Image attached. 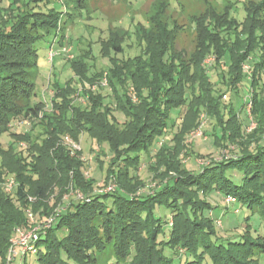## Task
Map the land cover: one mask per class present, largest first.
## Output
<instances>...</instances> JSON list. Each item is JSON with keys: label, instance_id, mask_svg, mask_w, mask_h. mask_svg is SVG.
I'll return each instance as SVG.
<instances>
[{"label": "trees", "instance_id": "16d2710c", "mask_svg": "<svg viewBox=\"0 0 264 264\" xmlns=\"http://www.w3.org/2000/svg\"><path fill=\"white\" fill-rule=\"evenodd\" d=\"M39 1L42 0H11L12 4H18L17 9L3 13L0 8V135L17 117L34 120L31 130L12 133L18 146L26 142V148L11 146L0 150V264L6 263L14 228L27 223L26 209L38 211L43 206L40 218L50 213L44 202L54 182L60 188L72 182L76 188L90 189L87 192L90 200L78 204L72 201L51 227L41 232L34 254L39 264H98L96 253L108 244H113L119 260H125L134 251L131 264H174L173 257L185 259V264L256 261V252L264 253V240L251 234V217L245 218L246 231L236 235L240 241L231 242L223 231L230 232L234 226L225 227L220 215L216 221L222 223L218 224L222 231L219 233L214 218L206 215V211L222 214L229 210V205L223 207L208 199L215 194L234 198L228 204L234 202L249 208L252 215H264V33L260 38L251 34L242 39L238 35L236 42H228L217 32L226 31L229 35L234 31L233 23L223 14H216L218 30H214L202 13L193 21L196 46L187 55L178 50L176 26L163 19L160 8L149 17L151 27L143 28L144 48L140 55L111 58L110 68L94 73L89 72L85 53L75 56L68 62H72L83 89L75 88L71 82L63 85L55 82L58 100L53 98L51 108L46 109L45 101L35 99L33 77L40 57L37 45L48 34L56 35L62 14L68 9L34 11L33 5ZM77 1L81 4L82 0ZM116 38L120 39L119 34ZM116 41L115 49L120 51L119 40ZM257 46L262 53L255 54ZM103 48L109 54L107 44ZM211 54L216 56L214 65L228 67L227 72L223 70L220 74L224 84L238 92L241 82L247 79L257 87L252 97V115L257 126L252 132H247L233 110L225 119L226 107L213 96L214 84L204 65ZM225 54L229 55L227 64L222 62L227 60ZM248 60L252 62L251 74L243 68ZM104 75L109 94L102 93V86L97 91L87 88L86 83H97ZM76 95L85 97L86 103L77 102ZM112 103L125 111V123L110 121ZM202 111L216 118L211 128L213 134L223 126V137L216 136V144L228 147L237 143V150L220 160L204 163L198 174L188 170L176 154L183 148L179 140L185 139L187 130L193 128L189 125L198 120ZM41 112L43 115L39 117ZM177 114L179 119L175 117ZM172 127L176 132L172 133ZM84 133L99 141H109L117 154L113 163L118 161L121 166L116 170L112 165L111 172L127 193L119 190L107 193L106 197L113 194L112 206L91 194V178L83 173L84 162L72 156L61 143L64 135L80 140ZM123 145L128 148L120 151ZM144 149L152 158L149 170L153 177L157 176L155 170L159 166L163 168L162 175L170 169L179 173L153 192L131 194L145 185L137 171L131 170L139 168ZM236 169L243 173L240 183L227 174ZM10 175L17 180L13 193H7L4 187ZM29 196L37 197V201L30 203ZM157 207H168L171 211V221L165 224L171 228V236L166 242H158L165 226L163 218L154 213ZM235 211L239 212V208ZM23 264H28L26 257Z\"/></svg>", "mask_w": 264, "mask_h": 264}, {"label": "rangeland", "instance_id": "374dc122", "mask_svg": "<svg viewBox=\"0 0 264 264\" xmlns=\"http://www.w3.org/2000/svg\"><path fill=\"white\" fill-rule=\"evenodd\" d=\"M72 5L76 7L73 8ZM17 7L18 4H12L11 0H0V8L3 13L6 10H15ZM33 8L34 11L44 13H48L52 9L59 11L68 9L67 12L62 14V18L58 24L60 28L56 35H54V33L48 34L46 38L41 39L40 43L37 45L40 57L38 67L33 77L36 82L35 91L37 92L35 99L45 101L47 109L51 108V101L53 98L58 100L56 97L55 82L62 85L71 82L75 88H80L82 85L73 69L72 62H68L70 60L68 56L73 55L75 58V56L85 53L86 63L89 65V72L94 73L110 68L112 63L111 58L122 59L140 55L144 48V43L141 38L143 28L148 29L151 27L149 17L155 14L160 8L163 19L170 21L172 24L174 23L176 26V46L178 50L187 55L191 54L196 46L197 31L194 29L195 23L193 21L202 13L207 18V25L214 30H218V18L215 17L216 14H223L231 21V24L233 23L234 31H231L229 35L226 34V31H216L220 33L219 35L222 38L225 37L228 42L229 40L232 43L236 42L238 35L242 39L250 37L251 34L260 38L262 33H264V0H82L81 4H78L77 0H42L33 5ZM63 32L66 35L64 38H62ZM118 34L120 39L116 38ZM55 36L58 38V40L55 41V47L56 50L60 51V54L51 61L48 57V48L54 41ZM61 38L63 42L62 45L59 44ZM116 40H119L118 46L122 48L120 51L115 49ZM65 44H68L67 48L69 50L62 48ZM103 44H107L109 54H105ZM260 53H262V49L257 46L255 54ZM228 54L224 55L227 60L222 61L225 62V64H227L229 60ZM211 55L213 56V54ZM245 65L252 66V62L248 60L244 62L243 67ZM223 70L226 72L228 71L227 65H224L223 68H218L216 65H210L208 67L209 79L214 84L213 96L220 100L223 107H226V120L229 118L232 112L231 110H233L238 114L247 132H252L257 124L253 119L254 123L249 125L250 116L245 110L246 105L244 104V98L247 96L252 98L255 91H257V87H253L249 80L244 79L239 85V91L237 92V90L231 89L228 84L223 83V78H221L220 75ZM107 89L104 95L110 93L109 88ZM224 93L228 95L229 99H220L221 95ZM252 106L251 103L250 115L253 118ZM108 116L110 121L115 124H123L127 121L125 111L118 108L113 103L111 104V112ZM175 117L179 119L180 115L178 117L177 114ZM33 121L34 120L26 117H17L13 119L10 128L0 135V150L8 149L11 146L21 148L22 145L20 146L19 143L18 146V142L12 133L21 134L31 130ZM203 122L202 135H195L196 130ZM215 122V117L211 115L208 116L206 112L202 111L198 120L189 125L190 127L192 125L193 128L187 130L186 133L188 134H186L185 139L183 141L179 140L183 148H180L176 155H178L181 162H184V166L188 170L198 172L199 174L203 171L204 163L213 159L220 160L223 156L234 154L237 150V143H231V146L229 145L230 147H221L216 144V136L219 137L218 139L222 138L224 130L223 126L220 125L221 128L213 134L211 128ZM176 130V128H173L172 133L176 132ZM79 142L83 149L79 152V156L84 157L83 171H88L91 178V194L99 197L98 200L101 203L112 206L113 194L106 197L107 192L104 189L112 183L111 178L114 177L111 172V166L113 165L116 170V167L121 166L118 161L113 163V160L117 158V154L112 144H110L109 141H99L88 133L82 134ZM24 144L25 146L23 145L22 148L27 147V143L24 142ZM158 145V147H160V143ZM126 148H128V146L123 145L119 149L121 151ZM155 152L156 150L154 149L153 153ZM140 156L141 163L139 164V168L137 170L131 168V170L137 171L139 178L145 181V185L140 186L136 192L131 194L139 195L141 193H146L145 191L153 192L158 187H161L164 182L175 177V175L179 173L175 171V169H170L169 172L162 175L161 170H163V168L159 166V169L155 170L157 171V176L153 177V172L149 170L152 158L149 159L148 150L144 149ZM1 161L0 154V162ZM227 174H229L236 183H240L243 179V173L237 169L234 171L230 170ZM113 183H115L116 188L110 193H115L118 190L127 193V189L121 186L116 179ZM63 185V187L60 188L59 183L56 184V182H54L49 190L50 192L44 204L47 205L46 207L50 213L51 210L60 205L63 200L69 198L64 204L68 205L76 199L74 195L76 192L72 187L73 183L69 182ZM128 186L129 185H127V187ZM75 189H79L82 193L90 191V189L87 191L86 188L75 187ZM208 199L211 200L213 204H219L223 207L229 205V210L222 214L221 212L211 214L209 211H206V215L214 218L219 233H222V231L216 221L220 215V220H222L225 227L230 225L237 227L236 229H234V227L229 229L231 230L230 232L223 231V235H226L229 241H240V236L236 237V235L243 234L246 231L247 223L245 218L247 216L251 217V234H253L255 239L261 237L264 240V215H252L253 211L249 208L234 202L228 204V198H224L222 195L216 196L215 194H210ZM76 203H80V200H76ZM236 208H239V212L235 211ZM43 209L44 207L42 206L40 210L35 212L40 215ZM50 213L47 215H50ZM154 213L157 217L161 216L163 218L162 221L164 226L171 221V211L168 207H157ZM231 221H233V223ZM233 235H235V237ZM170 236L171 228L166 225L164 233L160 234L158 237V242H166L169 240ZM42 252H46L45 245L42 246ZM168 252L169 250H166V253L170 255ZM114 254L113 244H108L106 249L96 253L98 264H131L135 258L134 251H132L130 256L125 260L117 259ZM15 259L13 264H23L21 254ZM26 260L28 264H39L38 257L34 254L27 255ZM254 260L256 261L251 262V264H264V253L260 254L256 252ZM172 261L174 264H185V259H180V257H173Z\"/></svg>", "mask_w": 264, "mask_h": 264}, {"label": "built area", "instance_id": "2783aa9c", "mask_svg": "<svg viewBox=\"0 0 264 264\" xmlns=\"http://www.w3.org/2000/svg\"><path fill=\"white\" fill-rule=\"evenodd\" d=\"M57 40H58V38H57V36H55L54 41L50 44V47L48 48L49 49L48 57H49V60H51V61H53L54 58L60 54V51L56 50V47H55V41H57ZM67 47H68V44H65V45H63L62 48L69 50ZM68 57H69V59L74 58L73 55L68 56ZM215 61H216V57L209 55L204 60V65L208 68L210 65H214ZM244 69L246 71H248L249 74H251L252 68L250 65H245ZM87 86L90 89H92L93 91H95V90H97L98 86H102L103 88H106V87L108 88L109 83H108V79H107L106 75H104V77L100 81H98L97 83L92 84V86H91V84L90 85L88 84ZM82 89H83V87L81 85L80 90H82ZM223 98L227 99L228 95L224 94ZM244 100L246 103L245 104L246 105L245 110L248 112V114L250 116V123H249V125H250V124L254 123L253 118L250 115L252 98H249L247 96L244 98ZM46 109H47V107H46ZM42 115H43V113L41 112L39 117H42ZM28 119L32 120V118H28ZM203 125H204V122H203V124L202 123L200 124L199 128L195 132V135L196 134H198V136L202 135ZM61 143L66 146V148L70 151V154L72 156H75L82 161L84 160V157L79 156V152H81L83 150L82 146L80 145L79 140L74 139L70 135H64L61 139ZM161 143L162 142H160V144ZM21 145H22V147H23V145L25 146L24 142H21L20 146ZM227 156H228V154H227ZM83 173H85V175L87 177L89 176L88 171L83 172ZM111 180H112L111 181L112 183L107 188L104 189L107 193H110L111 191H113L116 188L115 183H113V182H115V177H112ZM16 185H17V180H16L15 176L10 175V176L6 177L4 187H5V190L7 191V193H10V192L13 193ZM72 187H73V190H75V192H76V193H74V195L76 197L75 201L76 200H80V201L81 200H85V201L90 200V197L88 196L87 193H82L79 189L76 190L74 186H72ZM28 200L30 201V203L36 202L37 197L29 196ZM67 200L66 199L63 200L60 205H58L57 207H55L53 209V211L50 213V215H47L44 218H40L39 214H37L32 209V207H29L26 209V216L25 217L27 218V221H26L27 223L23 224V225H18L14 228V235H13V237L10 241L9 247H8L7 258H6L5 264H13V262H15V260H16L15 258H17L18 255H20V254H21L22 259H23L24 257H27V255L35 254L37 252V241L40 239L41 232L48 230L51 227V225L53 224L56 217L66 210V207L68 205H64V204H65V202H67ZM228 200L234 201L235 199L232 197H229ZM218 224L219 225L222 224L220 220L218 221Z\"/></svg>", "mask_w": 264, "mask_h": 264}, {"label": "crops", "instance_id": "0c3cea01", "mask_svg": "<svg viewBox=\"0 0 264 264\" xmlns=\"http://www.w3.org/2000/svg\"><path fill=\"white\" fill-rule=\"evenodd\" d=\"M65 37H66V35H65ZM243 68H244V67H243ZM88 84H89V83H86V86H87ZM87 88H89V87L87 86ZM89 89H90V88H89ZM106 89H107V88H106ZM106 89L103 88V90H102V93H103V94L105 93V90H106ZM91 90H92V89H91ZM107 90H108V89H107ZM95 91H97V90H95ZM109 92H111L110 89H109ZM107 94H109V93H107ZM107 94H106V95H107ZM76 99H77V100H76L77 102L80 101V103H82V104H85V103H86V98L83 97V96L80 97V98H78L77 95H76ZM108 99H109V98H108ZM108 99H107V100H108ZM227 99H229V97H228ZM248 118H249V117H248ZM158 146H159V145H158Z\"/></svg>", "mask_w": 264, "mask_h": 264}]
</instances>
